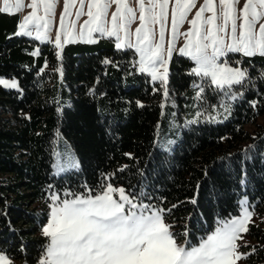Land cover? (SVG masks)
<instances>
[{"label":"trees","instance_id":"1","mask_svg":"<svg viewBox=\"0 0 264 264\" xmlns=\"http://www.w3.org/2000/svg\"><path fill=\"white\" fill-rule=\"evenodd\" d=\"M20 22L0 12V78L19 84L0 86V253L40 264L51 196L98 194L111 183L171 209L166 223L192 245L247 198L260 222L248 225L244 264H264V57L228 56L249 79L222 90L174 54L165 98L138 55L114 40L70 43L58 58L52 45L15 35ZM67 153L78 169L54 175L55 156Z\"/></svg>","mask_w":264,"mask_h":264},{"label":"snow or ice","instance_id":"2","mask_svg":"<svg viewBox=\"0 0 264 264\" xmlns=\"http://www.w3.org/2000/svg\"><path fill=\"white\" fill-rule=\"evenodd\" d=\"M58 2L31 0L27 5L31 12L23 17L15 35L32 36L35 32V39L52 42L61 50L63 44L84 40L85 28L88 43L95 42L93 33L114 37L117 49H135L139 71L160 82L165 98L167 65L178 35L184 37V43L177 50L195 64L191 74L210 78L218 89H231L249 79L246 69L230 67L220 61L221 57L228 53L264 57V0H203L191 19L189 13L197 8V0H63L60 29L52 40L49 29ZM113 5L115 10L109 19ZM24 7L23 0H4L0 12L11 14ZM72 8L76 9L77 19L87 16L78 33L75 22L65 27V18L73 15ZM41 9L43 15L38 14ZM136 21L139 23L133 32L131 25ZM169 21L171 40L165 47ZM185 22L189 29L178 32ZM57 56L60 57L59 52ZM0 86L19 88L17 81L2 78ZM202 91L203 88L197 92V98ZM137 105L143 107L139 101ZM65 164L75 167L70 159ZM51 201L50 219L42 228L49 243L40 264H237L246 257L239 250L248 246L241 234L249 231L254 214L245 207L239 217L219 222L210 235L194 246L187 240L178 242L172 225L166 223L164 213L171 209L138 203L136 194L111 183L98 194L89 190L88 195L61 199L54 193ZM0 264H11V260L0 253Z\"/></svg>","mask_w":264,"mask_h":264},{"label":"rangeland","instance_id":"3","mask_svg":"<svg viewBox=\"0 0 264 264\" xmlns=\"http://www.w3.org/2000/svg\"><path fill=\"white\" fill-rule=\"evenodd\" d=\"M9 2H10V3H14L15 0H9ZM23 3L25 4V7H24V9H23L22 11L11 13V14H20V15H21V21H22V19H23L24 16L28 15V14L31 12V9L27 7V5H28L29 3H31V0H23ZM202 3H203V0H197V8H194V9L192 10V12L189 13V17H188L189 19H191V18L194 16L195 11L198 9L199 5L202 4ZM3 4H4V0H0V7H3ZM133 6H135V5L133 4ZM114 10H115V5H113L112 8L109 9V19H110V14H111V12L114 11ZM62 11H63V0H59V2H58V4H57V7H56V9H55V14H54V16L52 17V21H51V25H50V29H49V34H50V36L52 37V40H54V38H55V33H56V31L60 29V16H61ZM70 11L73 13V15L70 16V17H66V18H65V27H68L72 22H75V24H76V29H75V31L78 33L79 30H80V26L83 25L84 21L87 19V16L84 15V16H81L79 19H77V18L75 17V11H76V9H75V8H72V9H70ZM85 11H87V8H86V7H85ZM4 13H5V12H4ZM38 14H39V15H43V10L41 9L40 12H39ZM205 15H209V13H206ZM138 23H139V22L136 21L135 23H133V24L131 25V31L134 32L135 28L138 26ZM189 27H190V26L188 25V23L185 22L183 25H181V26L179 27L178 32H186V31L189 29ZM84 32H85V39H84V40H79V39H78L77 42H74V43H88V42H85V40L87 39V28L84 29ZM26 37L29 38V39L36 40V41H37L38 43H40V44H49V45H52V46L54 47V49H55V52H56V53L59 52L60 55H61V53H62L63 48H64L65 45L70 44V43H73V42H69V43H67V44H63V47H62V50H61V49H57V48L55 47L54 43H52V42H49V41L41 42L40 40L35 39V32H33V35H32V36H26ZM92 39H93L95 42L98 41V40H100V39H107V40L112 39V40L115 41V45H116V40H115L114 37L102 36V35L99 34V33H93V34H92ZM133 40H134V37H133ZM169 40H171V27H170V21H169L168 26L166 27V34H165V47H167V43H168ZM183 43H184V37L181 36V35H178L177 38H176V40H175L174 43H173V47H174L173 55H174V54H177L178 56H182V55L179 53V51H178L177 49H178L179 47H181V46L183 45ZM121 49H123V50H127V49H129V50H133V51L138 55V61H139V54L135 51L134 48H128V47L125 46V47H123V48H121ZM121 49H119V50H121ZM232 54H238V53H228L226 56L221 57V58H220V61H221V62H225V63H227V65L230 66V67L236 68V67L230 65V64L227 62V57L230 56V55H232ZM239 54H241V53H239ZM173 55H172V57H173ZM242 55H243V54H242ZM182 57H185V56H182ZM185 58H187V57H185ZM169 63H170V61H169ZM169 63H168V65H167V67L169 66ZM160 71H163V69H161ZM145 74L149 75L148 73H145ZM149 76H150V75H149ZM150 77H151V76H150ZM200 78H201V79H204V80H209V81H210V78H205V77H200ZM167 79H168V78H167ZM155 82H157V83L160 84L159 81H155ZM160 85H161V84H160ZM214 86H215V85H214ZM259 123H262V120H260ZM171 148H172L171 146H166L165 150H166V151H170ZM69 159L72 160V161L75 163V167L67 166V165L65 164V161H66V160H69ZM77 169H78L77 160H76V158H75V156H74L73 154H71V153L68 154V153H67V154H65V155H63V156H60V155H56V156H55V161H54V166H53V174H54V175H56V176H61V175H64V174H66V173H68V172H70V171H76ZM114 187H115V186H114ZM117 188H119V187H117ZM114 195H115L116 198H118V194H114ZM72 198H73V197H71V198H64V199H72ZM51 204H52V201H51L50 205H51ZM245 207H248L249 210L252 211V209H251L250 206H249V202H248L247 198H243V199H242L240 214H239L238 216H236V217H239V216L242 214L243 209H244ZM252 212H253V211H252ZM50 213H51V207H50V210H49V219H50ZM233 218H234V217H233ZM228 220H229V219H228ZM226 221H227V220H226ZM259 222H260V218H259V216L256 215V214H253L252 222H251V223H259ZM251 223H249V224H251ZM249 224H248V225H249ZM209 235H210V234H209ZM241 235L244 237V240L247 241V244H248V246H249V245L251 244V241H250L249 237L247 236V233H242ZM200 242H201V241H200ZM238 243H242V241H238ZM198 244H199V243H198ZM194 246H196V245H194ZM239 250H240L241 252L245 253L246 256H247V253H246V247H241ZM245 258H246V257H245ZM245 258H244V259H241L240 261H238L237 264H244V263H245ZM11 264H15V263H12V262H11ZM16 264H24V263H16Z\"/></svg>","mask_w":264,"mask_h":264}]
</instances>
